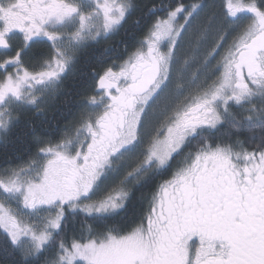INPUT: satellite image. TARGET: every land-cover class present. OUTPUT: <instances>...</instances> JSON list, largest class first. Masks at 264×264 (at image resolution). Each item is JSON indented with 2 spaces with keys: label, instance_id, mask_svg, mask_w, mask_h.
<instances>
[{
  "label": "snow or ice",
  "instance_id": "1",
  "mask_svg": "<svg viewBox=\"0 0 264 264\" xmlns=\"http://www.w3.org/2000/svg\"><path fill=\"white\" fill-rule=\"evenodd\" d=\"M138 7L0 0V145L17 154L0 165V264H264V0L151 4L71 119H32Z\"/></svg>",
  "mask_w": 264,
  "mask_h": 264
},
{
  "label": "trees",
  "instance_id": "2",
  "mask_svg": "<svg viewBox=\"0 0 264 264\" xmlns=\"http://www.w3.org/2000/svg\"><path fill=\"white\" fill-rule=\"evenodd\" d=\"M139 7L128 17L124 26L117 32L100 39L98 42L90 43L87 48L81 50L73 69L68 72L64 77L62 83V90L59 93L55 105L52 109H49L45 116L37 114L32 119L39 122L44 120L48 122L52 127L62 125L65 120L71 119V117L79 111L81 105L78 103V97L81 92V85L91 78V69L94 67H100L105 62L111 60H118L125 54V48L134 45L138 33L142 30L144 23L148 17L141 16V13L146 11L151 4L155 3L159 5L161 2L167 4L169 2H179V0H136ZM184 3H192L195 0H183ZM206 5L215 4L217 7L220 4V0H203ZM159 14V13H158ZM140 19V23H135L136 19ZM42 46H36L40 48ZM28 115H31V110ZM27 125L22 119L17 128L13 130L12 138L21 131H27ZM13 145L10 144L7 149L3 145H0V165H3L5 159V153L16 161V153L12 151ZM152 183H155L153 181ZM151 184L145 185L142 188L137 189L133 193V200L130 203L129 211L133 207L139 206L141 203L136 197L141 193L151 192Z\"/></svg>",
  "mask_w": 264,
  "mask_h": 264
}]
</instances>
